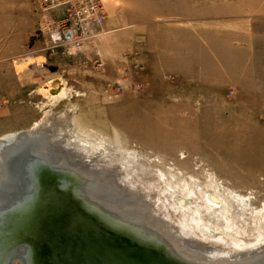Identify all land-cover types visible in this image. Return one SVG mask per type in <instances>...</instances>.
Segmentation results:
<instances>
[{
  "label": "rangeland",
  "instance_id": "374dc122",
  "mask_svg": "<svg viewBox=\"0 0 264 264\" xmlns=\"http://www.w3.org/2000/svg\"><path fill=\"white\" fill-rule=\"evenodd\" d=\"M22 3L37 14L38 0ZM184 9L178 75L147 70L143 56L130 51L144 40L125 26L111 33L130 52L119 71L88 61L55 79L38 75L39 84L30 82L23 92L21 69L34 65L40 74L45 66H38L42 58L21 56V0H0V138L39 124L102 161L114 153L120 173L134 167L164 178L156 192L173 193L160 203L173 231L216 240L209 253L258 250L264 247V0H185ZM167 26L149 27L151 52ZM27 112L36 120H24ZM6 113L19 120H5ZM4 144L9 141L0 149ZM194 201L201 207L190 208ZM171 203L174 209L166 207ZM219 244L222 252L215 250Z\"/></svg>",
  "mask_w": 264,
  "mask_h": 264
},
{
  "label": "water",
  "instance_id": "95a60500",
  "mask_svg": "<svg viewBox=\"0 0 264 264\" xmlns=\"http://www.w3.org/2000/svg\"><path fill=\"white\" fill-rule=\"evenodd\" d=\"M51 157L38 148L24 161L20 148L6 163L0 182V264H198L164 238L145 237L154 234L92 206L59 175ZM73 176L78 185L79 175ZM248 264H264V258Z\"/></svg>",
  "mask_w": 264,
  "mask_h": 264
},
{
  "label": "bare ground",
  "instance_id": "6f19581e",
  "mask_svg": "<svg viewBox=\"0 0 264 264\" xmlns=\"http://www.w3.org/2000/svg\"><path fill=\"white\" fill-rule=\"evenodd\" d=\"M62 89L63 87L59 86L57 88V93L52 96L59 95ZM42 128L43 127L39 128V124H37L28 130H24L22 133L9 134L0 138V146L3 142H10L7 145L4 144V148L0 149V182L5 181L6 163L13 153L21 148V159L28 161L30 153L33 154L34 150L39 148L41 152L51 154V164L61 168L59 170V175L66 179V183H70L75 187L77 186L92 206L108 210L113 214L114 220L120 217V219L130 222L133 228L141 232L154 234L145 235V237L156 240L164 238L165 241L170 242L173 248L180 251L188 260H195L198 264H204L206 262L214 264H248L264 258V247L258 250L256 248H245L230 252L231 250L228 249L229 247L225 246L227 248L225 254L217 252L209 253V246H213L216 240H212L214 242L209 238L190 240V237L182 236L178 232L176 233V231H173L176 226H172L170 222L165 220L166 215L163 212L165 207H162L160 203L165 200H170L173 193H166L164 192L165 189L162 191L160 190V193L156 192L157 187L166 183L163 177L154 180L145 170L140 169L137 171L134 167H129L126 171L121 169L123 173H120L117 170L118 165H116L117 155L114 153L107 152V154L111 156L110 161H102V155L94 157L92 154L87 153V151L85 152L83 149H79L81 147L78 144L72 146L69 140L67 142L63 137H60L61 135H59V132L58 135L55 136L56 133L53 129H50L52 133H49L47 132L49 129L45 130L46 128ZM45 134L52 136L49 138ZM106 150L108 151V149ZM26 152L29 155L25 157ZM59 154L64 155L65 159L61 156L59 157ZM69 157H73L74 159L70 162L68 159ZM77 163H79V166ZM112 165L114 167L110 168ZM64 169L66 171H64ZM112 171H115L118 177L117 175L114 177ZM143 173L144 177L142 178ZM73 174H78L80 177L78 185H75ZM123 174L124 176L122 177ZM113 178L117 180V183L122 187L121 189L124 188V190H128L131 193L130 197L133 196L132 199L128 200L129 198L125 197L122 193L116 195L115 192L112 191V195H110L108 193L109 191L107 192L106 186L110 184ZM152 181L158 182H156L154 186V182ZM114 182L110 184V188L112 189H115ZM169 188L170 186H167V189ZM156 194L158 197L155 198L154 196ZM181 197H184V195ZM205 199H208V202H213L215 197L208 195ZM142 200L146 203L144 201L142 202ZM180 201L183 203V200ZM172 204L173 203L166 207H171ZM193 205L196 209L201 207L195 201L192 204L191 202L189 203L190 208ZM172 207L173 209L175 208V206ZM78 224H82V222L79 221ZM137 240L140 241V239ZM223 246V244L216 245L215 250L222 252Z\"/></svg>",
  "mask_w": 264,
  "mask_h": 264
},
{
  "label": "crops",
  "instance_id": "0c3cea01",
  "mask_svg": "<svg viewBox=\"0 0 264 264\" xmlns=\"http://www.w3.org/2000/svg\"><path fill=\"white\" fill-rule=\"evenodd\" d=\"M155 2H163L164 7L154 6ZM103 3L106 14L102 25V33L94 41L84 45L79 50L54 57H46L38 49L45 44L47 39V34L40 30L41 23L47 16H42L38 8L37 14L35 13L37 16H31L21 0V56L24 59L25 56L26 58H42L40 62L45 63V68L40 74H34V65L30 66L32 68L24 67L21 69V91L26 92L30 82L39 84V79H36L39 77L38 75H41L44 79L50 77L55 79L54 77H57L62 71H68L69 67L72 69L74 67H84L87 63H90L88 61H92V66L95 67L94 62L101 60L104 65L112 66L119 71L118 64H121L122 58L130 52L123 50V42L119 41L116 34L111 33L121 30L125 26L133 27L130 30V36H137V38L144 40L142 47H140V44H137V46L132 45L130 51H135V55L140 54L143 56L147 70H152L156 76H161L160 71L162 69L173 70L171 74L175 76L179 74L180 67L183 65V57L179 52V46L183 44L185 39L182 34H178L177 28H180V20H183L185 16V0H103ZM14 9L17 11V8ZM62 14L63 8L59 6L52 9L49 16L59 18ZM157 21H163V24H156ZM154 25L163 27L168 25L167 28L169 29L164 30L165 36L162 40L160 36L161 45L154 50L155 52H151L152 49L148 41L150 38L149 27ZM24 53L26 54L23 56ZM16 73L19 74L17 71ZM7 113L4 115L5 120H19L18 118H10ZM24 120H36V118L30 112H27Z\"/></svg>",
  "mask_w": 264,
  "mask_h": 264
},
{
  "label": "built area",
  "instance_id": "2783aa9c",
  "mask_svg": "<svg viewBox=\"0 0 264 264\" xmlns=\"http://www.w3.org/2000/svg\"><path fill=\"white\" fill-rule=\"evenodd\" d=\"M59 6L63 8L62 16L50 17V11ZM38 9L42 16H47L40 27V30L47 34V39L38 49L46 57L79 50L102 33L106 14L103 0H38ZM102 65L101 60L94 62L97 68ZM137 65H141V62ZM38 66L43 68L45 63L39 62Z\"/></svg>",
  "mask_w": 264,
  "mask_h": 264
},
{
  "label": "flooded vegetation",
  "instance_id": "af4514ba",
  "mask_svg": "<svg viewBox=\"0 0 264 264\" xmlns=\"http://www.w3.org/2000/svg\"><path fill=\"white\" fill-rule=\"evenodd\" d=\"M47 137H51L49 134H45ZM10 143V142H9ZM3 146V145H2ZM3 149V148H2ZM79 163H77V165H78ZM79 166V165H78ZM113 172V175H114V177H115V175H116V173L114 172V171H112ZM111 181V180H110ZM115 183V189H112V188H110V184L111 183H113V182ZM111 182H110V184H108L107 186H106V188H107V192L110 194V195H112V191H114L115 192V194L116 195H120L119 193H122L125 197H127V198H129L128 200H130V199H132V197L133 196H131L130 197V195H131V193L128 191V190H124V188L123 189H121L122 187L117 183V180H115V178H113V180H112ZM118 190V191H117ZM114 194V195H115ZM114 198V197H113ZM126 199V198H125ZM177 202V201H176ZM177 204L178 205H180L178 202H177ZM136 205H140V204H136ZM172 206H174V203L172 204ZM164 219V218H163ZM167 221V220H166ZM177 228H180V226H178ZM211 232H213V231H211Z\"/></svg>",
  "mask_w": 264,
  "mask_h": 264
}]
</instances>
